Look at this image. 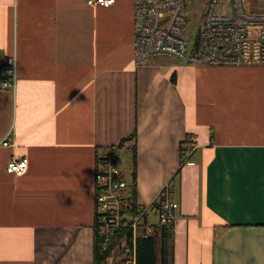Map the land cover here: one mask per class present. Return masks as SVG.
Returning a JSON list of instances; mask_svg holds the SVG:
<instances>
[{
	"label": "crops",
	"instance_id": "1",
	"mask_svg": "<svg viewBox=\"0 0 264 264\" xmlns=\"http://www.w3.org/2000/svg\"><path fill=\"white\" fill-rule=\"evenodd\" d=\"M112 145L140 205L166 187L179 204L173 264H264V65H138L132 0H0V264H94Z\"/></svg>",
	"mask_w": 264,
	"mask_h": 264
},
{
	"label": "built area",
	"instance_id": "2",
	"mask_svg": "<svg viewBox=\"0 0 264 264\" xmlns=\"http://www.w3.org/2000/svg\"><path fill=\"white\" fill-rule=\"evenodd\" d=\"M132 1L134 57L138 65L158 56L195 65H264V0H207L201 25L194 36L188 27L190 14L186 0ZM251 2L263 6L251 10L248 6ZM88 3L108 8L115 0H88ZM16 71V58H8L2 89L15 88ZM190 140L194 143L193 138ZM120 149L119 145H112L96 151L95 212L99 234L104 240L103 249L118 230L132 229V243L124 237L111 258L121 257L125 264H134L136 238L142 233H153L154 225L147 222L149 214L156 213L157 225L174 227L179 204L170 199L167 187L152 205L143 206L136 200L132 203L131 185L117 161ZM192 150L190 146L187 156ZM27 169L26 160H11L6 168L16 176L23 175Z\"/></svg>",
	"mask_w": 264,
	"mask_h": 264
},
{
	"label": "trees",
	"instance_id": "3",
	"mask_svg": "<svg viewBox=\"0 0 264 264\" xmlns=\"http://www.w3.org/2000/svg\"><path fill=\"white\" fill-rule=\"evenodd\" d=\"M136 133L130 137L136 144ZM192 144V141H189ZM121 147V146H120ZM183 156L182 162L185 161V156L188 150H182ZM133 157L136 160V146L133 148ZM135 174V172H134ZM172 192V191H171ZM169 193V192H168ZM135 193L132 190L131 202H135ZM170 197V196H169ZM162 200H164L162 198ZM161 200V201H162ZM95 251H94V264H107L111 258L112 252L117 249L124 237H127L128 242L132 243L133 231L130 227L120 229L111 238L110 243L106 249H103L104 240L99 234V225L97 217L95 219ZM173 240H174V227H165L154 225L153 233L151 235L140 234L136 238L135 247V264H173Z\"/></svg>",
	"mask_w": 264,
	"mask_h": 264
},
{
	"label": "rangeland",
	"instance_id": "4",
	"mask_svg": "<svg viewBox=\"0 0 264 264\" xmlns=\"http://www.w3.org/2000/svg\"><path fill=\"white\" fill-rule=\"evenodd\" d=\"M207 0H186L187 9L190 14V18L188 20V27L192 29L191 34L194 36L197 32L198 28L201 25L203 13L205 11V3ZM251 10H255L261 8L262 3H253L248 4ZM157 218L153 215L150 217L151 222H155ZM110 260V259H109Z\"/></svg>",
	"mask_w": 264,
	"mask_h": 264
}]
</instances>
